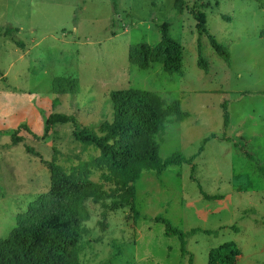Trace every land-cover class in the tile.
Returning <instances> with one entry per match:
<instances>
[{"label": "rangeland", "instance_id": "rangeland-1", "mask_svg": "<svg viewBox=\"0 0 264 264\" xmlns=\"http://www.w3.org/2000/svg\"><path fill=\"white\" fill-rule=\"evenodd\" d=\"M173 5L174 0H0V238L48 191L50 172L40 158L72 178L96 154L91 144L76 141L71 123L44 132L53 112L52 87L70 80L71 89L79 90L84 124L100 121L91 103H104L110 90L140 88L161 93L168 103L179 100L190 117L165 126L163 159L175 153L190 157L204 138L216 136L194 161L197 183L186 164L159 176L143 172L133 184L118 172L95 173L91 182L111 198L132 193L140 216L134 219L129 207L109 211L89 202L81 264H206L209 250L226 241L241 251L237 264H264V0H186L182 15ZM197 11L229 52L230 67L206 36L200 43L208 72L198 67ZM163 23L183 47L181 75H168L160 65L141 71L128 61L131 45L159 43ZM70 103L58 110L70 112ZM223 134L231 141H222ZM198 183L204 194L222 199L206 200ZM155 219L188 233L185 254ZM191 229L219 233L190 235Z\"/></svg>", "mask_w": 264, "mask_h": 264}, {"label": "trees", "instance_id": "trees-1", "mask_svg": "<svg viewBox=\"0 0 264 264\" xmlns=\"http://www.w3.org/2000/svg\"><path fill=\"white\" fill-rule=\"evenodd\" d=\"M114 9L116 10L115 5ZM185 10L186 0H174L173 11L176 15H182ZM193 18L198 35V67L208 72V64L202 55V36L208 38L211 48L230 67V54L210 34L204 13L193 12ZM8 32L12 31L8 29ZM159 35L160 40L156 46L141 42L129 47L130 65L141 71L160 65L168 75H181L183 47L180 41L170 35L168 23L160 25ZM73 84V81L64 80L61 83L56 81L53 85V112L46 120L44 132L47 134L54 124L71 123L76 141L91 144L96 154L80 163L77 175L72 178H68L55 163L40 158L50 172L49 189L31 202L25 213L17 216L16 227L8 236L0 238V264H81L79 255L86 250L82 230L84 223L90 218L89 202L105 206L109 211L129 207L134 219L140 216L132 193L129 196L111 198L109 194L99 190L98 184L91 182L90 178L95 173L118 172L125 183L133 184L143 172H154L159 176L170 166L186 164L191 167V180L197 183L193 175L194 161L203 152L205 144L216 138L214 134L204 138L197 153L190 157L175 153L163 159L159 150L165 126L183 122L190 117V113L182 109L179 100L168 103L161 93L140 88L110 90L105 94L104 103H91V110L97 113L100 121L84 124L79 119L82 105V101L76 96L79 90L71 89ZM67 94L70 96L63 97ZM69 100L71 111H59L61 105ZM222 110L223 129L226 132L230 125L227 102L222 104ZM15 140L14 144L17 145L19 142ZM221 140L231 141L224 134ZM245 155L249 156L248 153ZM260 170L264 175V168ZM198 187L206 200L222 199L219 195L211 197L204 194L199 183ZM155 222L164 225L166 237H177L181 253L185 254L188 233L173 227L168 220L155 219ZM199 232L212 237L219 233L218 230L191 229L189 234L196 235ZM240 254L235 242L226 241L209 250L206 264H237Z\"/></svg>", "mask_w": 264, "mask_h": 264}]
</instances>
